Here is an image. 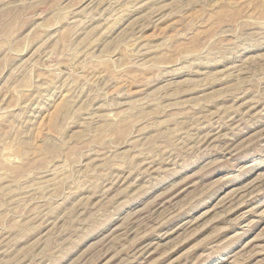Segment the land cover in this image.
Returning <instances> with one entry per match:
<instances>
[{"label": "rangeland", "instance_id": "1", "mask_svg": "<svg viewBox=\"0 0 264 264\" xmlns=\"http://www.w3.org/2000/svg\"><path fill=\"white\" fill-rule=\"evenodd\" d=\"M0 264H264V0H0Z\"/></svg>", "mask_w": 264, "mask_h": 264}]
</instances>
